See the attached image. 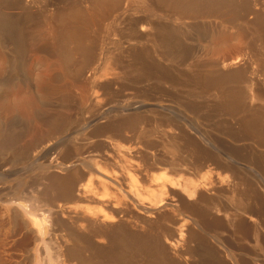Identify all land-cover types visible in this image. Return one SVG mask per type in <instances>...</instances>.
Masks as SVG:
<instances>
[{
	"label": "rangeland",
	"instance_id": "374dc122",
	"mask_svg": "<svg viewBox=\"0 0 264 264\" xmlns=\"http://www.w3.org/2000/svg\"><path fill=\"white\" fill-rule=\"evenodd\" d=\"M10 1L0 0V12L4 13L7 16L9 14V16L11 17L14 16V18L16 17L18 18L25 11L26 12L28 11V13L31 12L29 14L30 17L32 15V17L36 18V20L32 18L34 20L33 22L32 19H30V17H27L30 19L29 24L27 23V26L25 25L22 28V30H20V32H16L19 29H16V30L11 29L12 31L11 32L9 31L10 36L12 32H14L13 33L14 36L17 33H21L23 35L21 39V41H23L22 42L23 45L21 42L20 44L22 46L21 49L24 50V51L21 50L24 56H22L21 60L20 58L17 59L15 61V65L11 66L12 64L10 63V61H8L7 58L3 55V47L5 48L7 53H10L9 55L12 54V52L10 51H12L14 47L13 46L14 44H12L13 42L8 38L9 36H7V39H5L4 36H2V40L4 39L5 40L4 41L1 40L0 42V139L3 138L4 141H6L5 145L7 146L6 148L3 149V152H0V175L3 176L4 174L8 173L9 168L11 166L9 164L10 162L8 161L11 160L13 151L17 153L20 150H24L23 155L22 154L20 155L21 160L13 161L14 167L15 168L17 167V170L22 171V172L16 175H13L14 177L13 176L8 177L9 179L10 178L13 179L11 184L14 185L17 182L24 183V184L26 183L24 186L29 187L28 189L30 190L29 195H27V197L29 196L28 197L29 200L26 197H25L26 199H24L27 202L26 204H30L35 207H38L42 209V211L47 210L49 205L53 204L55 207V210L58 211L55 214H53L54 217L58 215L57 216L58 218L65 220L66 222H68V224L70 223L71 225V223H73L74 225L72 224V226L73 227L76 226L75 230L77 229L78 232L87 233L89 235L92 234V238H91L92 240L90 243L91 246H89L86 249V253H85L87 255H91L93 253L96 257L97 255L99 256V254L101 255V253L98 252L99 249L103 250L104 248V250H107L109 247L108 235L110 233L116 232L119 235V233L121 234L126 231H127L126 233H128L129 231V232H134L138 234L139 233L140 234L150 233L151 236H156L157 234V237L162 242H167L165 243L167 255H169L170 258L172 257V259H174L175 262L177 261L176 262L177 264H195V263L198 264L200 257L197 253L191 250L192 246L195 247L197 245L196 243H198V240L195 237H192L194 239L192 238L190 239L189 233H188L191 227H194L195 231H197L198 229V231L201 232L200 225L202 224L200 222V219L196 218V214L193 211L194 209L190 208L191 212L188 211L189 208L187 209L184 208L187 211L183 209L185 211V214L187 215L189 214V216L192 214L190 216L192 218H194L193 215L195 214V220L197 219L196 220L197 223H191L190 225L189 222L191 221L190 220L187 221L188 218L186 217V215L185 216L184 215H179V216L174 215L173 216V214L170 213L169 209H166V208H163V209L156 208L155 209L154 208L155 206H153V204L150 205L151 201L148 203V201L150 200L148 197H150L152 190L156 193L158 190H160L159 188L160 186L158 184L161 183L162 181L160 182L159 180L160 179L163 180L164 177L169 178V176H172L171 174L175 176L174 175L175 172L173 173L172 170L169 171L170 170L169 166H167L168 168L166 167L164 169L165 166L155 165L153 161L156 157H159V156L160 157L163 156V158H167V159H171V158L174 159V157L175 159L176 158L184 159L186 157L185 159L191 160V158L196 153L195 151L196 148L192 147V142L194 144L197 143L198 146L200 147H203L207 150L214 152L216 151V149L213 147V145L216 144L217 143L216 141L218 140L219 141L221 140L224 145H227V147L231 146V144L234 145V146H231L230 149L233 147V149L234 148L238 150L241 149V151L245 150L242 152L243 154H246V153L254 154L255 152L256 155L254 154V156L258 155L259 157L261 155V157L264 158V147H262L264 146V144L260 142L264 140L263 138L264 137V120L262 121V118L259 119V117H258V120H255V118L257 119V115L259 114L255 109L257 108L259 109L260 107L264 106V75H263L264 73L261 74V72H264L263 71L264 70L263 68L264 56H262L264 55V53H262L264 52V46H262L263 47L262 49L260 47L261 45L264 44L262 42L264 41V36H262L263 34H261L262 31L260 32L259 30V29H262L264 31L263 29L264 28L263 26L264 25V15H263L264 0H228L227 6H226L227 8L230 6L228 10L226 9L225 6L216 4V6L218 5L217 7L214 5L212 6V9L207 8V11L205 9L206 12L203 10V12L197 14V17L194 19H183V20L177 19L178 20L177 21L175 17L162 16L161 17L162 21L159 19V22L161 21L166 26L171 25L172 27H178L180 29L182 27V31H183V28L189 25L187 24L189 22L191 25L193 26L195 25L194 27L192 26V29H189V31L184 32L185 37H183V39L182 38L180 39L181 41L180 47L182 46L181 48L186 50L185 52H189V55L191 54L190 56L187 55L188 57L185 61V65L180 61H177V62L176 61L174 62L163 61L162 62V60H157V62L159 64L161 63L162 66L166 65V67L168 68L170 67L171 70L174 69L173 72H175L177 68H181V69H178L179 72L183 73L184 71H186L184 72L185 74L184 76L182 75L181 77L178 76L174 79V81L172 80L171 82L165 78H164L165 80L162 78H157L154 73H152V75L150 76V75H146L145 73H142V71L141 72L139 71V73L142 76H138L139 73L138 72H137L138 74L135 73L136 71L130 72L132 73L131 75L133 76L129 79V76H131L129 73V70L126 71L127 73H129V76H128L126 75L127 74L126 72L124 73L122 67L121 69L118 66L114 65L112 62L110 63V61L106 59L105 54H104L105 50L108 48L110 49L112 45L123 44L124 46H127V43H120L121 42L120 36H119L120 33L116 31V32H112L111 34L110 33L108 34V32L106 33V30L104 28L102 29L99 28L98 30V27L94 25L93 23L91 24V22L90 24L89 22L85 23L87 25L86 26L83 22H80L78 19L76 20V23L74 22L73 26L77 25L78 26V27L76 26V29H77L79 28L80 23H83L84 25L81 24V27L85 26L84 27L85 29H83L84 31L81 30L82 28L80 30L83 32V34L85 35L87 34L89 36L88 37L86 35L87 39L89 38L88 40L86 38L83 39L84 41L83 45L87 47L91 46L92 48L90 47L91 48L90 51H92V53L95 52L93 54H96V53L97 54L95 55L96 58L94 61L92 60L93 59L92 58L91 61L89 59L85 62V65H84L85 67H83L82 74L80 73L79 74L80 76L78 75L79 77H77L73 75V71L75 69L76 63L80 61L81 59L80 57L81 52L79 51L80 54L77 53L76 49H74L73 47L72 56H74L75 58L72 57L73 62L70 64H67L66 68H68L69 72L66 71L65 73L64 69L61 67L62 65H60L58 61H57L58 62L57 64L56 59L52 58L50 55L48 56L46 51L44 50L42 51V48L45 45L52 42V39L50 37V32L52 31V27L50 24L43 27L42 26L43 24H41L40 21L43 20L46 17V15L49 16V14H52L56 7L58 10L59 8L60 10H62L61 8H63V5L65 8L66 4H67L66 8L70 6L73 7V5H76L79 8L87 7V9L86 8L85 9L86 11H88V6L89 5L91 6V3L89 2V0L88 1L86 0L85 1L84 0L83 1L82 0H52L53 4H52V1L48 0L49 1V4L47 5L48 9H46V7L44 8L45 6L44 0H35L34 2H32L31 0H20V5L19 3L15 4L14 1H13L14 3L12 2V5H11ZM203 1L205 0H200L201 3H203ZM78 2L82 6H80ZM238 3L239 4L242 3L241 4L242 6H240ZM57 5L60 7H58ZM90 6H89V9H90ZM220 6L222 7L221 9H220ZM43 8L46 9L47 11L43 10ZM218 8L220 12L218 11ZM42 11L43 13H41ZM36 13L38 14L36 15ZM39 13H40V16L38 17ZM202 13H204V16H201ZM207 13H208V16H207ZM211 13H213V15ZM226 13H228V15ZM217 14H219V17ZM229 14L230 15L233 14V15L230 16ZM236 17L238 18V20ZM162 18H164L165 20ZM230 19L234 20L232 21L233 23L229 21ZM35 21H38V23H36ZM36 24H37V27L39 26L38 28H36ZM183 24L186 26L183 27L184 26ZM40 25L42 27H40ZM68 26H70V24ZM68 26L67 28H70ZM73 26L71 24V29ZM253 26H255L256 28ZM257 29H258V32L261 34L260 38H258L260 34L258 32H255ZM205 30L207 32H205ZM230 30H231V33H230ZM199 32L200 33L202 32L201 33V36L203 35L202 37L199 36L200 35ZM244 33L245 34L247 33L248 35L246 34V36H244L245 35ZM257 33L259 34L258 36H257ZM6 35H9V34L7 33ZM247 36H249L250 38ZM194 37H196L195 41H194ZM246 39H248L247 42H246ZM253 39L255 40L256 43L254 42ZM44 41H47V42H44ZM69 43H67V46L69 50H71L72 49L71 47L75 45H73L72 43L71 44ZM248 43H250L249 46H248ZM42 44L44 45L42 46ZM256 45H257V48H256ZM258 46L260 47L261 52L259 51ZM248 49L249 50L251 49V51L249 52ZM74 51L76 52V54H74ZM252 51H253L252 55L254 57L251 56L250 54ZM239 54H241L242 59L246 61L244 63L243 60H241L240 62L234 63L235 64L234 66V64H231V63L232 61H234L236 58L239 57ZM10 58L12 57L10 56ZM124 59L127 60V58H124ZM5 60H7L8 62ZM257 60L261 64H259ZM247 61H249V63L251 64H249ZM226 62H228L227 64H231L229 65L230 67L228 66L226 69L223 70L224 72H232L231 79L227 78L226 80L228 85L231 88V89L229 88L230 94L234 93L235 96L243 95V97L242 96L238 97L237 98L238 100H237L236 97L233 95V98H234V101H233V98L230 96L227 102V104L228 105L230 104V106H228V105H225L226 103H223L220 101L219 96L216 93V91L215 92L214 90L211 91L210 90L211 88H201V89L197 88V89H192L191 91H189L191 87H189L187 84L188 83L187 77L190 76L192 72L189 69L188 65L193 64V63H195L196 65L197 63H199L198 65L200 66H206V65L209 66L210 64L215 63L219 66V64L221 63L226 64ZM70 65L72 66V68ZM251 65H253L252 66L253 68H251ZM171 66L174 68H172ZM207 66L205 68H208ZM232 67L234 68L232 69ZM123 75L124 76L126 75V76L124 77ZM185 76H186V79L182 81V79L185 78ZM175 81L176 82L178 81V82L176 83ZM184 81H186V83ZM173 82L175 83L173 84ZM182 82L185 85L182 84ZM180 84H182L183 86H181ZM184 87L187 89H185ZM56 89H59V90H56ZM206 89H209V90L207 91ZM52 90L53 91L55 90V91L53 92ZM192 96H193V99H192ZM255 96L257 98L259 97V100H256L257 98ZM179 101H181V103ZM140 102L143 103L142 106L135 107L131 110H122L120 112L121 114L115 113V112L109 113L108 115L103 117V115L106 112H108L110 109L119 108L121 106L125 107L128 105L136 106ZM195 104H197V106H195ZM234 104H236L235 105L236 107L234 106ZM153 105H155V107ZM184 105L187 108H185ZM193 108L194 109L197 108V109L194 110ZM230 109L232 110L230 111ZM132 111H135L134 112L135 114L132 113V115H133V119L137 120L136 125H134L135 124L134 120H131L132 115L130 114ZM118 114H119V117H118ZM161 114L164 116L165 114L166 115L170 114V116L168 117H171V118L168 119V117H163ZM243 115L247 116L246 119L250 118L249 119L250 125H252L248 128L246 127L248 129L246 131L241 129L242 128L241 122L239 121V118ZM173 116H174V119L175 117H177L175 121L178 122L180 120L178 124L176 122V126L178 125L176 128L169 124V121L171 120L174 121ZM152 117H154L155 119ZM157 117L158 118L161 117L160 118L161 120H159ZM51 119L52 121H50ZM125 119L127 120L126 124H125V121H123ZM156 119L161 121L162 125H164L165 127L161 125V122L159 124V122ZM166 119H168V122ZM152 120H153V123H152ZM128 121L134 122V124L132 122L133 126L130 128H128V126H130L129 125L130 122L128 124ZM181 121H183L182 125H181ZM147 124L149 125L147 126ZM186 125H188L187 126L188 129L185 128ZM143 126L145 128L146 126L148 128L150 127L149 128L150 130L148 128H146L145 130ZM180 126L181 127L183 126L185 129L183 127L181 128ZM178 127L181 129H179ZM180 130L181 131L184 130V131L181 132ZM138 134H141V137ZM186 136L191 137L190 140L193 138L196 142L193 139L192 141H190L189 137H187L188 138L187 139ZM252 136L253 137L256 136V137L253 138ZM215 138L216 139L218 138V140L215 141ZM260 138L261 139L263 138V140H260ZM213 139L215 142V143L213 142L214 144L212 143ZM183 140H185V142L186 141L188 142H186L185 144ZM174 143L177 144L178 148L176 147ZM180 143H182L181 146H180ZM173 144L175 148L174 147L172 148ZM218 144L219 143H217L216 146L220 147V145ZM258 144L259 145L261 144V145L259 146ZM188 147L192 149L191 155L189 153L191 150H189L188 152V149H189ZM179 148H181L182 150ZM175 149L176 151L177 150L179 151L176 152ZM233 149L229 151L230 154L231 152L234 154ZM182 151H184V153ZM181 154L183 155V157ZM233 154H231L232 157L237 158V161H239L241 156L238 155L234 157L235 155ZM244 159L245 158H243V161H242V157H241L239 162L241 164L246 163L244 165H250V166L253 165L252 163H249L247 159H245V161ZM81 162H84V164H86L87 166L91 165L94 168L96 166V169L98 168L99 170L100 169L103 170L102 172H104L105 174L107 171L109 173L108 176L113 175L112 179H116L118 177L117 180L121 181V185H123V188H125L128 192L130 191V194L132 193L131 196L134 195L136 198L139 197L138 201L135 197H133L135 198L136 203L138 202L141 205V200H142L143 201L142 206H145V207L147 206L148 208H151L152 212L155 211V213L154 212L153 213L148 212L149 214L147 212L144 213L139 207H136V206L131 207V210H133L132 212L129 211L130 213L128 212V214L122 215V216L120 215L103 216L104 213L101 212L99 215L102 214L101 216L103 218L100 216L98 221L91 225V227H93L94 230L90 226H87L84 220L75 217L78 209H81L83 207H89L92 210L94 209L98 213L100 212L98 209H102V207H99V204L96 201L94 202L84 201L83 202V201H78V199L74 197L73 198L71 197L72 200L69 198L67 199L66 197L64 199L62 198L63 196L61 193V188L59 186L62 183L61 177H64L67 173L60 166L64 168L65 165H70V163H74V167L73 166L71 167L76 169L75 172H78V174L82 173L79 175L81 181H76L74 188L76 186L77 188L74 189V192L77 193V189L80 188L78 187L80 185L79 183L85 184V185L88 184V181H87L88 179L86 177L93 178L94 175L93 174L89 175V173H86L88 171H86L85 166L82 165ZM152 162L154 165L152 164ZM60 163H62V165H60ZM209 164L211 165V163H208V167L210 166ZM45 165L49 166L48 170L52 169L51 173L49 172V175L47 173L42 172V167ZM54 166L55 168H53ZM57 166H59L60 169L56 168ZM212 166L214 165H211L209 168V170L211 169L210 170L211 172L209 170H206L208 169V167L207 168L205 167V170L203 169L201 171L203 172L202 173L203 175H205L207 171L208 178L210 177L209 181H212L211 182L212 184L209 183V181L207 180L208 178H206L205 180V177L207 176L203 177V175H200L201 178L202 177L204 178L203 180H205V183L201 178H199L200 182H198L199 181L197 178L198 176L196 175L195 176L193 175L192 177L193 179H195V183L196 182L197 184L199 183L198 185L201 187L200 188L196 184L198 188L196 189V191H198V195L196 193H195L196 194L195 197L193 195L192 197V199L194 198L193 201H195V198H197L196 201L198 200L200 203L202 200H200L199 194L200 193L201 195L204 194L205 195L204 197L206 198H204L203 202L200 203V205H203V203H205L204 205H207L208 211L210 212L212 211L211 214L210 212H208L211 215L209 216L208 214V217L210 219L209 221H211L209 222L210 226L208 225V227H205V226L202 227L204 230L208 229L206 232H204L205 237L206 238L208 237V240L205 238V244L207 243L206 246L209 247L210 249L212 248L213 251H215L214 253L216 255V258H218V260H220L222 263L225 262L226 264H236L237 262V264H246V263L247 264H251V263L252 264H255V263L264 264V255H263L264 253L261 255V253L264 252V249H262L264 247V241H263L264 237H261V235H264L261 230L263 228V231H264V223L262 222L264 221V216H263L264 215L263 213L264 204L260 205L261 208L263 207L262 209L260 208V211H258L257 209L255 210L253 209L255 212H253L252 215L251 213L250 215L247 213V215L241 214L240 217L238 216L239 218H237L236 219L237 221H235V223L238 222V224L236 223L238 226L233 224L234 223L233 220L235 219L233 220L232 218L230 219L228 215L226 216V212L222 210H224L223 207L227 208L230 206V204L227 205L224 194L227 195V192L228 193L231 192L230 190H232L234 187L233 183H235L236 181H234V179H233L234 181L233 183L232 181H229L233 178V175L231 172L227 171L226 173V171H220V170L216 171V169L218 170V168H216L215 166L214 167ZM80 169L82 170L80 171ZM181 173H183V171ZM183 174H184L183 176L187 175L192 180L189 173L185 174L184 172ZM52 175H55L57 177L56 179H54L56 180L55 181L56 183L49 181V177H51ZM98 175L99 174H97V177ZM181 175L180 177H182ZM4 176L6 177V175ZM160 176H164V177H160ZM177 176L179 175H176V177ZM191 176H192V173H191ZM226 176L227 177L230 176L228 177L229 180L227 179ZM180 177H177V179L178 178L180 179ZM188 177H185V178L188 179ZM171 178H173V180L175 179V177H170V179ZM153 179L158 181V183ZM57 181L58 182L61 181V182L58 184ZM200 183H203L206 186H208L207 187L208 189L205 188V185L203 186ZM227 184L228 185L230 184V185L228 186ZM232 184L233 186H231ZM90 185H92V183ZM255 185H254L255 189H258L256 190L257 193L259 192L258 194L261 196L264 192L263 190L264 186L259 185V184L258 185L255 184ZM92 186L93 187L95 186L94 190H96L95 191L96 194L98 193L97 194L98 196L97 195L96 196L99 197L100 199L105 198L104 196L106 192H109L110 194L113 195L114 194L113 192L115 191L114 189L109 188L106 190V192H104L103 187H101V185L99 186V184L97 185L96 183L95 184L93 183ZM169 186H173V185H168L167 188L164 187L166 188L164 190L167 192L166 195L163 194L162 196L164 198V202L178 205L179 204V200L177 199L178 196L174 193L172 194V189H174L173 192L176 189L177 190L179 189V192H181L182 187H180L181 185L177 186L176 183H175V186H173V188H169ZM111 187L114 188L113 185H111ZM222 187L223 189L230 187V188H227L230 192L227 189L225 190L226 192L223 191ZM52 188L54 189V191L56 190L55 191L56 194L59 192L58 193L59 195H56ZM55 188H58V189H55ZM168 188L170 189V191H167ZM259 188L262 189L263 192ZM177 190L176 192L178 193ZM190 192L191 191L189 190V193ZM222 192L224 193L223 196H222ZM186 193L188 192L185 191V194ZM189 193L186 194L185 196L187 197ZM53 194L54 196H52ZM179 194H182L184 196L183 191L182 193H179ZM214 196H216L215 197L216 202L213 199ZM55 197L58 200H55ZM58 197L61 198V200ZM260 198H262V202L264 203L263 201L264 195H262V197ZM207 199L208 201L211 200V204L208 203V201H206L207 203L205 202V200ZM220 199L222 202L220 201ZM198 201L196 202L197 205H198ZM212 201L215 203V206ZM216 203H217V208L219 207L218 209L216 208ZM57 206L58 207L60 206L59 207L60 209ZM74 207H75V210H74ZM213 208L215 209L213 210ZM215 210H219L220 212L215 211ZM221 211L224 213V215H222L223 213ZM160 213L161 214L163 213L162 214L163 216ZM174 213L176 214V212ZM165 214H170L172 221L168 219L169 217L166 216ZM216 215L218 217H216ZM224 216L227 217L228 220L225 219ZM242 216H244V218H242ZM247 216H250V217H247ZM162 217H166L167 219L164 218L166 220L163 219L162 220L163 222H162L160 220L162 219ZM176 217H179L178 218L179 221H180V218L181 219L183 218L184 220L183 223L187 225V227L185 226L184 230L181 231L183 233L182 236L180 234L177 235V233L180 232L178 231L180 230L178 228L181 226L180 222L182 220L178 222V219ZM211 217L212 219L214 218L213 221ZM157 218H159L158 222H157ZM216 218L217 219L219 218L220 221L222 220V223L220 222L221 224L214 225L215 223H219V221L214 222L216 221L215 220ZM254 218L257 221V222L255 221V223L253 220ZM167 220H169V223L170 221L171 222L175 221V223L178 222V225L180 226H177V223L176 224L172 223L176 225L174 228L172 224L170 226L168 222L166 223ZM160 222H162L161 225L157 226L156 224ZM228 222L229 223L232 222V224L230 223L229 224L230 226H229L227 225ZM211 223L215 227L211 226ZM249 223L252 224L251 227ZM260 223L262 226H258L260 225ZM166 224L168 228L171 227L169 229L170 234L171 233L173 234L172 230L175 231L174 232L175 235L171 234L170 237L168 233H164L170 239H168V237H165L163 232L160 233V231H162L160 227L166 226ZM197 224L200 227L198 226L196 227ZM239 224L240 226H243V229L242 227H239ZM118 225H120L118 227L120 229L119 230L120 232H118V228H117ZM216 226H217V229H216ZM120 227L122 228V230ZM211 227L214 229H212ZM258 228H260L261 231ZM257 230L259 231L257 232ZM198 231H197V234H198ZM244 231L246 233L248 232V235L244 233ZM249 231L251 232V234L249 233ZM54 233H55V238L62 245V249H64L66 246H69L72 243L71 238L67 236V233L64 229L63 230L58 229ZM93 233H95V235L97 236H95ZM153 233H155V235ZM252 233L255 234L253 235L254 237L251 236ZM160 235L162 236L160 237ZM179 235L180 237H182L181 239L183 240L180 239ZM256 235L258 236L256 237ZM186 236L189 238H187ZM255 237H256V240H255ZM23 238H26L23 235V232L12 231L10 229V225L8 223V218H7V211L5 210V206L0 202V256L7 259L8 264H23L25 262V254H24L25 248L23 249L22 244H21ZM188 240H192V241H188ZM256 242H259V244L258 243L256 244ZM174 243L176 244L175 247H174ZM167 244H169V246ZM189 245L191 246L189 248L190 250L187 249L188 251L185 253L186 248ZM256 245L261 246L260 247L261 249L259 247H256ZM54 246L55 245H52L51 252L55 251ZM90 248L93 250L91 251ZM229 255H232V256H229ZM237 257L240 259H243V261H239ZM253 258L254 259L257 258L258 261L257 259L254 260ZM137 264H142V263L138 261Z\"/></svg>",
	"mask_w": 264,
	"mask_h": 264
},
{
	"label": "bare ground",
	"instance_id": "6f19581e",
	"mask_svg": "<svg viewBox=\"0 0 264 264\" xmlns=\"http://www.w3.org/2000/svg\"><path fill=\"white\" fill-rule=\"evenodd\" d=\"M6 1H10V0H6ZM15 2V4L19 3L20 5V0H11V5H12V2ZM32 2H34L35 0H31ZM45 1V6L44 8L46 7V9H48L47 5L49 4V1L48 0H44ZM43 1V3H44ZM52 1V0H50ZM83 1V0H82ZM85 1V0H84ZM88 1V0H86ZM227 1L228 0H205L203 1V3L200 2V0H89V2L91 3V6H90V9H89V6H88V11H86L87 7H83V8H79L77 7L76 5H73L66 8L67 7V4H66V7L64 8V5H63V8H61L62 10H59L57 9V7L55 8L54 12L52 14H49V16L46 15V17L40 21L41 24H43L42 26L45 27L46 25H51L52 27V31L50 32V37L52 39V42L45 45L43 48H42V51H46L48 56L50 55L52 58L56 59V62L58 61L60 65H62L61 67L64 69V72L66 73L69 72L68 71V68L67 67V64H70L72 63V52H73V47L74 49H76V52L79 53V51L81 52V59L80 61H78L75 65V69L73 71V75L74 76H77L79 77L80 73L82 74V70H83V67H85V62L87 60L91 59L94 61L95 58H96V54H93L95 52L92 53V51H90L91 48L83 45V39L86 38V35L83 34V32L81 30L85 29L84 27H81V24L84 25L85 23L91 22V24L93 23L94 25H96L98 27V30L99 28L102 29L104 28L106 30V33L108 32V34L112 33V32H116L118 31L120 33V40L121 42L120 43H127V46H124L123 44H115V45H112L110 47V49H106L104 54H105V57L106 59H108L110 61V63L112 62L114 65L118 66L119 68H123V71L124 73L129 70V73L132 72V71H136L135 73H139V71L142 73H145L146 75H152V73H154L156 75L157 78H162V79H168L170 82L180 76H184V71L183 73L182 72H179L178 69H181V68H177V72H173L174 69L171 70V68L169 69L168 67H166V65L162 66V64L160 65L157 60H162L163 61H168V62H174V61H180L182 62L184 65H185V61L187 59L189 55V52H185L186 50L182 49L180 47V39L183 37H185V33L184 32H187L189 31V29H192V26L189 23V25H187V27H185L186 25H184L183 27V31H182V27L181 29L178 28V27H172L171 25L169 26H166L165 24H163L161 21V17L162 16H172V17H175L176 20L179 19V20H183V19H194L197 17V14L203 12V10L207 11V8H211L212 9V6H216V4L218 5H221V6H227ZM9 2V3H10ZM13 2V3H14ZM80 2V1H79ZM78 2V3H79ZM238 2V1H236ZM241 2V1H240ZM243 2V1H242ZM254 2V1H253ZM230 3V2H229ZM52 4H53V1H52ZM58 4V2H57ZM74 4V3H73ZM83 4V3H82ZM226 4V5H225ZM231 4V3H230ZM229 4V5H230ZM239 4V3H238ZM242 4V3H241ZM241 4H239L240 6H242ZM55 5V3H54ZM53 5V6H54ZM69 5V4H68ZM71 5V4H70ZM80 5V3H79ZM85 5V4H84ZM217 5V6H218ZM58 6V5H57ZM82 6V5H80ZM211 6V7H210ZM216 6V7H217ZM220 6V9L222 8ZM23 7V6H22ZM43 7V6H42ZM60 7V6H58ZM224 7V9H225ZM230 7V6H229ZM229 7L226 9L228 10ZM244 7V6H243ZM43 10H46L44 9ZM51 8V7H50ZM86 8V9H85ZM214 8V7H213ZM232 8V6H231ZM23 9V8H22ZM26 9V8H25ZM52 9V8H51ZM57 9V10H56ZM85 11H84V10ZM242 9V8H241ZM240 9V10H241ZM209 10V9H208ZM216 10V9H215ZM234 10V9H233ZM25 11V10H24ZM40 11V10H39ZM47 11V10H46ZM45 11V12H46ZM49 11V10H48ZM52 11V10H50ZM205 11V12H206ZM210 11V10H209ZM214 11V10H213ZM217 11V10H216ZM218 11L220 12L219 8H218ZM23 12V11H22ZM228 12V11H227ZM230 12V11H229ZM242 12V11H241ZM31 13V12H30ZM30 13H28V11L24 12L21 16H19L18 18H14L7 15H5L4 13L0 12V42L2 40V36H4L5 39H7V36H9L8 38L13 42L12 44H14L13 46V49L12 51V54L9 55L10 53H7V51L5 50V48L3 47V55L7 58L8 61H10V63L12 64L11 66L15 65V61L17 59L22 58L23 55V52L21 50V44L20 42L22 43L23 41H21L22 39V34L21 33H17L15 36H14V32H12L11 36H10V33L9 31L11 32L12 30L11 29H19L17 30L16 32H20V30H22V28L26 25L27 26V23L29 24V21L30 19H34L36 20V18L30 17ZM43 13V11L41 12ZM259 13V12H258ZM38 13H36L37 15ZM213 15V13H211ZM216 14V13H215ZM214 14V15H215ZM220 14V13H219ZM219 14L218 17H219ZM222 14V13H221ZM228 15V13H226ZM260 14V13H259ZM43 15V14H42ZM216 15V16H217ZM226 15V16H227ZM230 15V14H229ZM233 15V14H231ZM230 15V16H231ZM263 15H264V12H263ZM35 16V15H34ZM40 16V13L38 15V17ZM201 16H204V13L201 14ZM207 16H208V13H207ZM225 16V15H224ZM229 16V17H230ZM27 17H30L27 18ZM234 17V16H233ZM238 17V16H237ZM236 17V18H237ZM258 17V15H257ZM222 18V17H221ZM224 18V17H223ZM243 18V17H242ZM263 18V17H262ZM32 19V21L34 22V20ZM79 20L80 22H83V23H80V26L79 28L76 29V26H73L74 25V22L76 23V20ZM159 19L161 20L160 23L159 22ZM164 19V18H162ZM227 19V18H226ZM240 19V18H239ZM82 20V21H81ZM165 20V19H164ZM238 20V18H237ZM31 21V23H32ZM78 21V22H79ZM178 21V20H177ZM229 21H234L232 19H230ZM236 21V20H235ZM260 21V20H259ZM36 23H38V21H35ZM238 22V21H237ZM236 22V23H237ZM165 23V21H164ZM199 23V22H198ZM203 23V22H202ZM233 23V22H232ZM253 23V22H252ZM70 24V26H68ZM71 24H72V29H71ZM79 24V23H78ZM168 24V23H167ZM194 24V23H192ZM238 24V23H237ZM263 24V23H262ZM86 25V24H85ZM200 25V24H199ZM204 25V24H203ZM202 25V26H203ZM40 25V27H42ZM70 27V28H67ZM87 26V25H86ZM195 26V25H194ZM193 26V27H194ZM233 26V25H232ZM251 26V24H250ZM264 26V25H263ZM39 27V26H38ZM37 27V24H36V28ZM78 27V26H77ZM201 27V26H200ZM210 27V26H208ZM234 27V26H233ZM248 27V26H247ZM255 27V26H253ZM258 27V26H257ZM262 27V26H261ZM74 28V29H73ZM82 28V29H81ZM94 28V27H93ZM239 28V27H238ZM256 28V27H255ZM263 28V27H262ZM49 29V28H48ZM51 29V28H50ZM81 29V30H80ZM254 29V28H252ZM264 29V28H263ZM40 30V29H39ZM47 30V29H46ZM261 34H263L262 36H264V31L262 29H259ZM84 31V30H83ZM220 31V30H219ZM240 31V30H239ZM255 31V30H254ZM196 32V31H195ZM205 32H207L205 30ZM204 32V34H205ZM226 32V31H225ZM255 32H258V29L255 31ZM9 34V35H6V34ZM49 33V32H47ZM200 33V32H199ZM202 33V32H201ZM201 33L199 36H201ZM223 33V32H222ZM230 33H231V30H230ZM259 33V32H258ZM257 33V36L260 34ZM115 34V33H114ZM118 34V33H117ZM192 34V33H191ZM198 34V33H197ZM214 34V33H213ZM229 34V33H228ZM245 34V33H244ZM247 34V33H246ZM246 34L244 36H246ZM256 34V33H255ZM261 34L259 35L258 38L261 37ZM6 35V36H5ZM196 35V34H195ZM248 35V34H247ZM88 36V35H87ZM98 36V35H97ZM194 36V35H193ZM191 36V37H193ZM197 36V35H196ZM198 36V37H199ZM203 36V35H202ZM201 36V37H202ZM205 36V35H204ZM225 36V35H224ZM228 36V35H227ZM256 36V37H257ZM89 37V36H88ZM188 37V36H187ZM190 37V36H189ZM230 37V36H229ZM243 37V36H242ZM249 37V36H247ZM196 37H194V41L196 40L195 39ZM250 38V37H249ZM4 39V40H5ZM89 39V38H88ZM87 39V40H88ZM97 39V38H96ZM229 39V38H228ZM252 39V38H251ZM2 40V41H4ZM187 40V39H186ZM189 40V39H188ZM254 40V39H253ZM260 40V39H259ZM51 41V40H50ZM70 41V43H69ZM72 41V42H71ZM86 41V40H85ZM92 41V39H91ZM113 41V40H112ZM248 41V39H246V42ZM44 42H47V41H44ZM43 42V43H44ZM75 44H74V43ZM87 42V41H86ZM89 42V41H88ZM186 42V41H185ZM191 42V41H190ZM189 42V43H190ZM245 42V43H246ZM255 42V40H254ZM264 43V41H262ZM67 43L69 44H73L75 46H72L71 50H69L68 46H67ZM90 43V42H89ZM113 43V42H111ZM256 43V42H255ZM262 43V44H263ZM188 44V43H187ZM192 44V43H191ZM250 43H248V46H249ZM23 45V43H22ZM44 44H42L43 46ZM93 45V44H92ZM94 46V45H93ZM185 46V45H183ZM193 46V45H192ZM244 46V44H243ZM242 46V48H243ZM261 45V49L263 48ZM70 47V45H69ZM247 47V46H246ZM259 47V46H258ZM260 47H259V51H260ZM24 48V47H23ZM40 48V47H38ZM95 48V47H94ZM256 48H257V45H256ZM187 49V48H186ZM246 49V48H245ZM11 50V48H10ZM39 50V49H38ZM78 50V51H77ZM244 50V49H243ZM242 50V51H243ZM256 50V49H255ZM24 51V50H23ZM248 51L250 52L251 49ZM76 52L74 51V54H76ZM261 52V51H260ZM188 53V54H187ZM253 51L250 53L251 56L252 55ZM264 53V52H262ZM80 54V53H79ZM245 54V53H244ZM188 55V56H187ZM10 56L12 58H10ZM95 56V57H94ZM194 56V55H193ZM241 56V58H240ZM264 56V55H262ZM50 57V58H51ZM244 57V56H243ZM246 57V56H245ZM254 57V56H253ZM252 57V58H253ZM75 58V57H74ZM73 58V59H74ZM124 58H127V60H125ZM77 59V60H79ZM255 59V58H254ZM5 60V61H7ZM75 60V59H74ZM242 59V55L239 54V57L236 58L234 61H232L231 64H234V63H237V62H240ZM248 60V59H247ZM7 61V62H8ZM125 61V62H124ZM193 61V60H192ZM246 61V60H245ZM245 61L243 60V62L245 63ZM260 61V60H259ZM264 61V60H263ZM53 62V61H52ZM57 62V64H58ZM76 62V61H75ZM208 62V61H207ZM249 63V61H247ZM258 62V60H257ZM201 63V62H200ZM228 62H226V64L224 63H221L219 64V66L215 63H212L210 64L209 66H207L208 68H205L206 66H200L198 65L199 63H197L195 65V63L193 64H190L188 65L189 69L191 70V75L187 77V81H188V86L191 87V89L189 91H191L192 89H197V88H211L210 90H214V92L216 91V93L218 94L219 96V99L221 102L223 103H226L225 105H228L227 102H228V98H230V96L233 98V95L234 93L230 94V86L228 85L227 83V78H230L231 79V73L232 72H224L223 70L226 69L229 65L231 64H227ZM230 63V61H229ZM253 63V61H252ZM259 64H261L260 62H258ZM264 63V62H263ZM262 63V64H263ZM74 64V63H73ZM111 64V65H113ZM177 64V63H176ZM174 64V65H176ZM251 64V63H249ZM21 65V64H20ZM59 65V66H60ZM72 65V64H71ZM70 65V66H71ZM221 65V66H220ZM254 65V64H253ZM251 65V68H253ZM264 65V64H263ZM69 66V68H70ZM235 66V64H234ZM243 66V65H242ZM21 67V66H20ZM172 67V66H171ZM187 67V68H188ZM230 67V66H229ZM260 67V66H259ZM72 68V66H71ZM118 68V69H119ZM121 68V69H122ZM174 68V67H172ZM176 68V67H175ZM234 67H232L233 69ZM256 68V66H255ZM264 68V66H263ZM116 69V67H115ZM120 69V70H121ZM186 69V68H185ZM230 69V68H229ZM237 69V68H236ZM70 70V69H69ZM238 70V69H237ZM240 70V69H239ZM122 71V70H121ZM188 71V70H187ZM242 71V70H241ZM240 71V72H241ZM264 71V70H263ZM120 72V71H119ZM239 72V71H237ZM236 72V73H237ZM122 73V72H121ZM127 73V72H126ZM129 73H127L126 75L129 76ZM137 73V74H138ZM258 73V72H257ZM264 73V72H261V74ZM117 74V73H116ZM132 73H130L131 75ZM136 74V76H137ZM144 74V75H145ZM188 74V73H187ZM186 74V75H187ZM79 75V76H78ZM125 75V76H126ZM239 75V73H238ZM264 75V74H263ZM124 76V75H123ZM124 76V77H125ZM127 76V77H128ZM133 75L129 76V79L132 77ZM138 76H142L140 73L138 74ZM126 77V78H127ZM135 77V76H134ZM238 77V76H237ZM123 78V77H122ZM137 78V77H136ZM141 78V77H140ZM183 78V77H182ZM59 79V78H58ZM144 79V78H143ZM164 79V80H165ZM186 79V76L185 78L182 79L185 80ZM137 80V79H136ZM167 80V81H168ZM237 80V79H236ZM131 81V80H130ZM134 81V80H133ZM127 82V81H126ZM176 82V81H175ZM173 82V84L175 83ZM178 82V81H177ZM176 82V83H177ZM186 83V81H184ZM180 83V82H179ZM165 84V83H164ZM172 84V85H173ZM182 84H184L182 82ZM182 84H180L181 86H183ZM179 85V84H178ZM185 85V84H184ZM132 86V85H131ZM170 86V85H169ZM187 86V85H186ZM143 87V86H142ZM167 87V86H166ZM171 88V87H170ZM185 88V87H184ZM230 88V89H229ZM173 89V88H172ZM187 89V88H185ZM234 89V88H233ZM56 90H59V89H56ZM68 90V89H67ZM207 91L209 89H206ZM239 90V89H238ZM53 91V90H52ZM55 91V90H54ZM53 91V92H54ZM171 91V90H169ZM57 92V91H56ZM65 92V91H64ZM234 92V90H233ZM238 92V91H237ZM235 92V93H237ZM52 93V92H51ZM194 93V92H193ZM197 93V92H196ZM215 93V95H216ZM240 93V91H239ZM184 94V93H183ZM242 94V93H241ZM263 94V93H262ZM211 95V94H209ZM237 95V94H236ZM240 95V94H239ZM254 95V94H253ZM252 95V96H253ZM197 96V95H196ZM214 96V94H213ZM235 96V95H234ZM243 97V95H240V96H235L236 99L238 97ZM184 97V96H183ZM200 97V96H199ZM217 97V96H216ZM256 97V96H255ZM254 97V98H255ZM176 98V97H175ZM179 98V97H177ZM189 98V97H188ZM231 98V100H232ZM245 98V97H244ZM252 98V97H250ZM257 98V97H256ZM255 98V99H256ZM192 99H193V96H192ZM198 99V98H197ZM240 99V98H239ZM243 99V98H242ZM176 100V99H174ZM180 100V99H179ZM190 100V99H189ZM238 100V99H237ZM241 100V99H240ZM251 100V99H250ZM256 100H259V97L256 99ZM65 101V100H64ZM63 101V103H64ZM143 101V100H142ZM173 101V100H172ZM178 101V99H177ZM216 101V100H215ZM233 101H234V98H233ZM236 101V100H235ZM243 101V100H242ZM144 102V101H143ZM175 102V101H174ZM181 103V101H179ZM178 102V103H179ZM193 102V101H191ZM217 102V101H216ZM241 102V101H240ZM239 102V104H240ZM261 102V101H260ZM179 103V104H180ZM231 103V102H229ZM194 104V103H193ZM200 104V103H198ZM237 104V103H236ZM234 104V106L236 105ZM238 104V106H239ZM263 104V103H262ZM143 103L140 102L138 105L136 106H121L119 108H115V109H110L108 112H106L104 116L108 115L109 113H119L121 114L120 112L122 110H131L135 107H139V106H142ZM178 105V104H177ZM182 105V104H181ZM180 105V106H181ZM204 105V104H203ZM224 105V104H223ZM155 107V105H153ZM179 106V105H178ZM195 106H197V104H195ZM230 106V104L228 105ZM237 106V107H238ZM162 107V106H161ZM185 108H187L185 105H184ZM236 107V106H235ZM191 108V107H190ZM224 108V107H223ZM229 108V107H228ZM232 108V107H231ZM194 109V108H193ZM192 109V110H193ZM197 108H195L194 110H196ZM189 110V109H187ZM232 109H230L231 111ZM259 114L257 115V119L255 118V120H258V117L259 119L262 118V121L264 120V106L260 107L259 109H255ZM236 111V110H235ZM135 111H132L130 115L135 114L134 113ZM199 112V110H198ZM203 112V111H202ZM191 113V112H190ZM195 113V112H193ZM119 114H118V117H119ZM137 114V113H136ZM102 115V114H101ZM154 115V114H153ZM162 115V114H161ZM249 115V114H248ZM135 116V115H134ZM156 116V115H155ZM154 116V117H155ZM163 117H168L170 116L169 115H162ZM161 116V117H162ZM251 116V114H250ZM254 116V114H253ZM132 119L131 120H134L133 119V115L131 116ZM137 117V115H136ZM152 117V118H154ZM160 117V118H161ZM247 116H241L239 118V121L241 122V129L243 130H248L247 128L252 126L250 125V118H247ZM135 118V117H134ZM158 118V117H157ZM160 118H158L159 120H161ZM171 118V117H168V119ZM177 117H175L176 119ZM56 119V118H55ZM54 119V120H55ZM123 119V118H122ZM136 119V118H135ZM155 119V118H154ZM158 119H156L159 124L161 121H159ZM165 119V118H164ZM162 119V120H164ZM168 119L167 122H168ZM173 119H174V116H173ZM174 121L171 120L169 121V124L174 126L175 128L178 126H176V122L177 121ZM141 120V119H139ZM52 121V119L50 120ZM57 121V120H56ZM59 121V120H58ZM125 121V124L127 122V120H123ZM137 120H134L133 124L136 125ZM180 121V120H179ZM178 121V122H179ZM238 121V120H237ZM121 122V121H120ZM130 122V124H129ZM132 122L131 121H128V124L130 126H128V128L132 127ZM141 122V121H140ZM150 122V121H149ZM177 122V124H178ZM152 123H153V120H152ZM155 123V122H154ZM117 124V123H116ZM158 124V126H159ZM183 124V121H181V125ZM140 125V124H139ZM149 124H147L148 126ZM151 125V124H150ZM156 125V124H155ZM161 125H162V122H161ZM256 125V124H255ZM58 126V124H57ZM121 126V125H120ZM146 126V128H148ZM152 126V125H151ZM154 126V125H153ZM164 126V125H162ZM188 125H186L185 128L188 129L187 127ZM254 126V125H253ZM55 127V126H54ZM122 127V126H121ZM127 127V126H126ZM135 127V126H134ZM133 127V128H134ZM144 127V126H143ZM161 127V126H160ZM165 127V126H164ZM181 127V126H180ZM183 127V126H182ZM181 127V128H182ZM247 127V128H246ZM124 128V127H123ZM145 128V127H144ZM145 128V130H146ZM150 128V127H149ZM148 128V129H149ZM156 128V127H155ZM167 128V127H166ZM170 128V127H169ZM179 128V127H178ZM179 128V129H181ZM184 128V127H183ZM184 128V129H185ZM135 129V128H134ZM147 129V130H148ZM116 130V128H115ZM114 130V132H115ZM120 130V129H119ZM150 130V129H149ZM227 130V129H226ZM235 130V129H234ZM239 130V128H238ZM261 130V129H260ZM137 131V130H136ZM181 131V130H180ZM184 131V130H183ZM181 131V132H183ZM263 131V130H262ZM143 132V130H142ZM148 132V131H147ZM233 132V131H232ZM235 132V131H234ZM237 132V131H236ZM249 132V131H248ZM255 132V131H254ZM139 133V132H138ZM146 133V131H145ZM244 133V131H243ZM187 134V133H186ZM202 134V133H200ZM230 134V133H229ZM234 134V133H233ZM140 137H141V134H138ZM121 136V135H120ZM133 136V135H132ZM181 136V135H180ZM185 136V135H184ZM203 136V135H202ZM236 136V135H235ZM139 137V138H140ZM146 137V136H145ZM189 137V136H186V138ZM253 137V136H252ZM256 137V136H255ZM253 137V138H255ZM144 138V137H143ZM191 137H189V140H190ZM234 138V137H233ZM236 138V137H235ZM252 138V139H253ZM264 138V137H263ZM263 138L260 140H263ZM188 139V138H187ZM185 139V140H187ZM193 139V138H192ZM192 139L190 141H192ZM201 139V138H200ZM205 139V138H204ZM257 139V138H256ZM144 140V139H143ZM147 140V139H146ZM145 140V141H146ZM185 140H183L185 142ZM194 140V139H193ZM206 140V139H205ZM218 140V138L216 139L215 138V141ZM149 141V140H148ZM151 141V140H150ZM169 141V140H168ZM171 141V140H170ZM177 141V140H176ZM195 141V140H194ZM209 141V139H208ZM212 141V140H210ZM183 142V143H184ZM188 142V141H186ZM185 142V144H186ZM196 142V141H195ZM207 142V141H206ZM214 142V139L212 141V143ZM217 143H219L218 145H220V147L216 146V144H212L213 147L216 149V151H210V150H207L203 147H200L198 146L197 143H193L192 142V147H195V155H194L191 160H188V159H178L174 157L171 158V159H167V158H163L162 157H156L154 159V164L155 165H162V166H165L164 169L169 166L170 170L169 171H173V173L175 172V176H173V174H171L172 176H169V178H166L164 176H160V177H164L163 181L162 179H160L159 181L161 183H159L158 185L160 186V190L156 192H154L152 190V193L150 195V197H148L150 200L148 201V203L150 202L153 206H155L154 208H158V209H163V208H166V209H169L170 210V213L174 215H186V217L188 218V220H190L191 223H197L196 220H195V214H196V218H199L200 219V222L201 224L203 225H200L198 226V224L196 225V227H200L199 229L201 230V232L198 231V234H197V231L194 230V227H191V229L193 230H189L188 233H189V237L190 239L192 237H195L197 240H198V243H196L197 245L194 247L192 246V249L193 252L197 253L200 257V260L198 261V264H226L225 262H221L220 260H218V258H216V255H215V251H213V249L211 250L209 247L206 246L205 244V233L208 229L204 230L202 227H208L209 225V217H208V208H207V205H204L205 203H203V205H200V203L203 202L204 197L205 195L201 193L199 194L200 195V200H202L200 203L198 201V205H197V201L195 198V201L194 198L192 199L193 195L195 197V195L197 194L198 195V191H196L197 188V182L195 183V179H193V175L195 176H198V180L200 177V175H203L201 172L203 169L205 170V167L207 168L208 167V163H211V165H214L216 168H218V170L216 169V171H227L228 172H231L232 175H233V178L231 180L228 179V177L230 176H226L227 179L229 181H232V183L234 181H236L234 184V187L232 190H228L227 188H230V187H227L226 189L230 192L228 193L227 192V195L224 194L222 192V196L223 194L225 195V201L227 202V205L230 204L229 207H223L224 210L222 211H225L226 212V216L228 215L229 218L234 221L233 224H235L236 226H238V222L235 223V221H237L236 219L239 218L241 216V214H246L247 213L250 215L253 214V212H255L254 210L257 209L258 211H260V205H263L264 203L262 202V195H264V192L262 189H260L263 194L260 196L256 190L258 189H255V184H259V185H263L264 186V158L261 157V155L258 157L257 156H254V154H249V153H246V154H243L242 152L245 151H241V149H236L233 147L231 149H233V152L234 154L231 152V154L235 155L234 157L240 155L242 157V161H243V158L247 159L249 161V163H252L251 165L253 166H250V165H244V164H241L239 161L241 159H239V161H237V158H233L232 155L230 154V147L231 146H234L231 144V146L227 147V145H224L223 142L220 140L216 141ZM233 142V141H232ZM264 144V140L263 141H260ZM6 141H4L3 138L0 139V152H3V149L6 148L7 146L5 145ZM151 143V142H150ZM149 143V144H150ZM168 143V142H167ZM171 143V142H170ZM210 143V142H209ZM208 143V144H209ZM225 143V141H224ZM228 143V142H226ZM254 143V142H253ZM175 144V143H174ZM172 146V148L175 146ZM182 143H180V146H181ZM188 144V143H187ZM197 144V145H196ZM210 144V145H211ZM165 145V144H164ZM176 147H177V144H175ZM211 145V146H212ZM229 145V144H228ZM259 145V144H258ZM261 145V144H260ZM259 145V146H260ZM166 146V145H165ZM179 146V147H180ZM191 146V145H189ZM168 147V146H167ZM170 147V145H169ZM264 147V146H262ZM178 148V147H177ZM176 148V149H177ZM189 148V147H188ZM171 149V148H170ZM175 149V151H176ZM181 149V148H179ZM185 149V148H183ZM193 149V150H194ZM213 149V148H212ZM257 149V148H255ZM15 150V149H14ZM17 150V149H16ZM174 150V149H173ZM182 150V149H181ZM189 150H191L189 152ZM70 151V150H69ZM170 151V150H169ZM179 151V150H177ZM176 151V152H177ZM184 153V151H182ZM187 152V151H185ZM188 152L192 153V149H188ZM257 152V151H256ZM262 152V151H261ZM24 153V150H20L19 152H15L13 151V155H12V158L10 161L9 164L11 165L10 168H9V171L8 173L4 174L6 175V177L3 175H0V202L5 206V210L7 211V218H8V223L10 225V229L12 231H21L23 232V235L26 237V238H23L21 244H22V247L23 249L25 250L24 254H25V262L23 264H137V262H141L142 264H177L174 259H172V257L170 258L169 255H167V251H166V244L167 242H162L158 237H157V234L156 236H151L150 233L149 234H138V233H134V232H129L126 233H119V235L115 232V233H110L108 235V238H109V247L107 250H101L99 249V253H101V255L99 254V256L95 257V255L92 253L91 255H87L85 254L86 253V249L91 246L90 243H91V238H92V234L89 235L87 233H81V232H78L77 229L75 230L76 226L73 227L71 223L68 224V222H66L65 220H62L60 218H55L53 216V214H55L56 212H58L57 210H55V207L53 204H48L49 207L47 208V210H43L38 208V207H35L33 205H30V204H26V200L24 199H28L29 200V196L27 197V195H29V192L30 190L28 189L29 187H26L24 186L25 184L24 183H20V182H17L15 183L14 185L11 184V182L13 181L12 178H8V177H12L13 175H16L22 171H19L17 170V167L15 168L14 167V164H13V161H19L21 160V154L23 155ZM175 153V152H174ZM194 153V151H193ZM259 153V152H258ZM172 154V152H171ZM177 154V153H176ZM182 155V154H181ZM185 155V154H184ZM256 155V154H255ZM263 156V154H262ZM122 157V156H121ZM183 157V155H182ZM188 157V155H187ZM123 158V157H122ZM170 158V157H169ZM23 159V158H22ZM121 159V158H120ZM244 159V161H245ZM152 162V164H153ZM92 163V162H91ZM8 164V163H7ZM82 165L85 166L86 168V173H89V175H94L93 178L91 177H86L88 180V184H81L79 183L78 188L77 189V193L74 192V189L77 188V186L74 188L75 184H76V181H81L80 180V177L79 175L82 174V173H79L78 172H75V168L74 167V163H70V165H65L64 168L62 166H60L62 169L65 170L66 175L64 177H61L62 179V183L60 186L61 188V193H62V198L65 199V197L68 199H71V197L73 198H76L78 199V201H90V202H94L96 201L98 204H99V207H102V209H98L100 212H96L94 209L92 210L91 208L89 207H83L81 209H78V211L76 212V218H80L82 220H84L87 224V226H90L94 223H96L98 221V219L100 218V216L102 215H99L101 212L104 213L103 216H106V215H126L128 214L129 211H133L131 210V207L133 206H136V207H139L142 212L144 213H150L152 212L151 208H148L147 206H142V200H141V205L140 203H136V200H135V196H131L130 194V191L128 192L125 188H123V185H121V181H118V177L116 179H112L113 175L112 176H108L109 173L106 171V174L104 172H102L103 170H98L96 169V166L95 168L91 165L87 166L86 164H84V162H81ZM95 164V163H94ZM93 164V165H94ZM153 164V165H154ZM52 165V164H51ZM59 165V164H58ZM60 165H62V163H60ZM210 165V164H209ZM210 165V166H211ZM244 165V166H243ZM73 166V167H71ZM210 166L208 167V169L206 170H209ZM212 166V167H214ZM250 166V167H249ZM48 167L47 165L43 166L42 167V172L44 173H47L49 175V172L51 173V170L52 169H49L48 170ZM158 167V166H157ZM52 168V167H50ZM55 168V166L53 167ZM56 168H59V166H57ZM101 168V167H99ZM162 168V167H161ZM168 168V167H167ZM60 169V168H59ZM214 169V168H212ZM82 169H80L81 171ZM211 170V169H210ZM209 170V171H210ZM79 171V172H80ZM101 171V172H100ZM105 171V169H104ZM183 171V173L185 172V174L189 173L190 174V177L192 178V181L187 175L186 176H183L184 174L181 173ZM192 171V172H191ZM208 171V172H209ZM25 172V171H23ZM53 172V171H52ZM211 172V171H210ZM84 173V172H83ZM85 173V174H86ZM98 177H97V174ZM166 173V172H165ZM172 173V172H171ZM191 173H192V176H191ZM205 173V172H204ZM225 173V172H224ZM53 174V173H52ZM55 174V173H54ZM182 174V175H181ZM207 174V171L205 173L204 176H207L205 177V180L206 178H208V174ZM220 174V173H219ZM96 175V176H95ZM104 175V176H102ZM164 175V174H163ZM170 175V174H169ZM176 175H179L177 177H180V175L182 177H180V179H183L180 180L179 178L177 179ZM221 175V174H220ZM3 178H2V177ZM87 176V175H86ZM168 176V175H166ZM14 177V176H13ZM111 177V178H110ZM115 177V176H114ZM170 177H175V179L173 180V178L170 179ZM185 177H188L185 178ZM201 178L202 180L204 178ZM57 177L55 175H52L51 177H49V181L51 182H55ZM82 178V177H81ZM196 178V179H197ZM210 178V177H209ZM209 178L207 179L209 181ZM220 178V177H219ZM168 179V180H167ZM234 179V181H233ZM155 180V179H153ZM205 180L204 183H205ZM211 180V179H210ZM222 180V179H221ZM59 181V180H58ZM57 181V182H58ZM156 181V180H155ZM174 181V183H173ZM197 181V180H196ZM61 182V181H60ZM58 182V184L60 183ZM92 185L93 183L95 184H99V186L101 185V187H103V190L104 192H106L107 189L109 188H112L114 189L115 191L113 192L114 194H110L109 192H106L105 193V198H102L100 199L99 197H97L98 193L96 194V190H94V187L92 185H90L91 183ZM158 183V181H156ZM200 182V180L198 181ZM202 182V181H201ZM212 181H209L210 184ZM222 182V181H221ZM49 183V182H48ZM56 183V182H55ZM172 183V184H171ZM175 183L177 184V186H180L182 187V191L184 192V196L182 194H179V193H182L179 192V189L177 190L176 187L175 189L178 191V193L176 192V190L173 192L174 189H172V194H176L178 196V200H179V204L178 205H174V204H170V203H165L164 202V198L162 197L163 194H167V192L164 190L167 188L168 185H173L175 186ZM225 183V182H224ZM228 183V182H227ZM50 184V183H49ZM57 184V185H58ZM180 184V185H178ZM197 184V185H196ZM202 184L203 186L205 184L203 183H200ZM233 184L231 186H233ZM52 185V184H51ZM50 185V186H51ZM55 185V184H54ZM111 185L114 186L111 187ZM228 185V184H227ZM230 185V184H229ZM228 185V186H229ZM255 185V186H254ZM173 186H169V188H173ZM199 186V185H198ZM166 187V188H164ZM200 187V186H199ZM208 186L205 185V188H207ZM59 188V189H60ZM155 188V187H154ZM158 188V189H159ZM168 188V189H169ZM178 188V187H177ZM201 188V187H200ZM204 188V189H205ZM258 188V187H257ZM262 188V187H261ZM53 189V188H52ZM55 189H58V188H55ZM157 189V188H156ZM167 191H170V189ZM220 189V188H219ZM223 189V187H222ZM225 188L223 189V191L226 190ZM189 190L191 191L189 193ZM54 191V189H53ZM56 191V190H55ZM54 191V193L56 194V192ZM185 191L189 193V195H187V197L185 196ZM151 192V191H150ZM166 192V193H164ZM220 192V191H218ZM226 192V191H225ZM59 193V192H58ZM56 194V195H59V194ZM196 193V194H195ZM52 194V193H51ZM134 194V193H133ZM258 194V195H257ZM47 195V194H46ZM55 195V196H56ZM97 195V196H96ZM174 195V196H176ZM54 196V194L52 195ZM97 198H96V197ZM169 196V194H168ZM219 196V195H218ZM260 196V197H259ZM26 197V198H25ZM135 197V198H133ZM166 197V196H165ZM186 197V198H185ZM197 197V196H196ZM215 197H213L214 201H215ZM59 198V197H58ZM138 198L137 197V201H138ZM199 198V196H198ZM61 200V198H59ZM66 199V200H67ZM211 199V198H210ZM222 199V198H221ZM220 199V201H221ZM27 200V201H28ZM52 200V199H51ZM55 200H58L56 199L55 197ZM63 200V199H62ZM72 200V199H71ZM166 200V199H165ZM219 200V199H218ZM224 200V199H223ZM208 201L205 200V202ZM219 201V202H220ZM264 201V199H263ZM68 202V201H67ZM213 202V201H212ZM216 202V201H215ZM222 202V201H221ZM224 202V201H223ZM262 202V203H261ZM177 203V202H176ZM207 203V202H206ZM208 203L211 204V200L208 201ZM218 203V202H217ZM217 203H216V208H217ZM214 206H215V203L213 202ZM219 204V203H218ZM59 205V204H58ZM77 205V204H76ZM221 205V203H220ZM152 206V207H153ZM264 206V205H263ZM58 207V206H57ZM60 207V206H59ZM58 207V208H59ZM73 207V206H72ZM77 207V206H76ZM209 207V206H208ZM57 208V209H58ZM62 208V207H61ZM135 208V207H134ZM189 208L188 211H190V208L191 209H194L193 211L195 212V214L193 215L194 218L190 217L189 214H185V209ZM219 208V207H218ZM217 208V209H218ZM221 208V207H220ZM263 208V207H262ZM261 208V209H262ZM60 209V208H59ZM58 209V210H59ZM153 209V208H152ZM185 211H184V210ZM215 208H213L214 210ZM254 209V210H253ZM264 209V208H263ZM70 210V209H69ZM74 210H75V207H74ZM135 210V209H134ZM168 210V212H169ZM62 211V210H61ZM137 211V210H136ZM167 211V210H166ZM192 211V212H193ZM215 211H219V210H215ZM221 211V212H222ZM262 211V210H261ZM47 212V214H46ZM66 212V211H65ZM71 212V211H70ZM155 213V211H153ZM152 212V213H153ZM176 212V214L174 213ZM188 212V213H189ZM212 212V211H211ZM210 212V214H211ZM220 212V211H219ZM130 213V212H129ZM148 213V214H149ZM223 213V212H222ZM264 213V212H263ZM61 214V213H60ZM161 214V213H160ZM163 214V213H162ZM161 214V215H162ZM209 214V216H211ZM213 214V213H212ZM221 214V213H220ZM166 216H168L171 220V215L170 214H165ZM219 215V214H218ZM224 215V213L222 214ZM163 216V215H162ZM239 216V217H238ZM256 216V215H255ZM264 216V215H263ZM102 217V216H101ZM141 217V216H140ZM161 217V216H160ZM216 217H218L216 215ZM225 217V216H224ZM247 217H250V216H247ZM253 217V216H252ZM251 217V218H252ZM103 218V217H102ZM113 218V217H112ZM166 218V217H162V219H160L161 221ZM173 218V217H172ZM177 219L179 217H176ZM220 218V217H219ZM215 219L216 221L214 222H217L219 221V223H215L214 225L216 224H221L222 223V220L220 221V219ZM242 218H244V216H242ZM167 219V218H166ZM164 219V220H166ZM175 219V220H177ZM185 219V218H184ZM212 219V217H211ZM214 219V218H213ZM212 219V221H213ZM223 219V218H221ZM225 219L228 220L227 217H225ZM229 219V220H230ZM250 219V218H249ZM159 218H157V222H158ZM182 220V221H181ZM244 220V219H243ZM251 220V219H250ZM254 220V223H255V218L253 219ZM103 221V220H102ZM143 221V220H142ZM145 221V220H144ZM172 221V220H171ZM169 223V220L166 221V223L168 222V224H171L172 223H175L174 222H171ZM181 221V222H180ZM180 221L178 219V222L181 223V226L178 225V222L177 223V226H180L178 229V234H180L181 236L183 235V233L181 232L182 230H184L185 226L187 227V225H185L183 223V218L181 219L180 218ZM186 221V220H185ZM186 221V222H187ZM225 221V220H224ZM231 221V220H230ZM163 222V221H162ZM158 223L156 224L157 226H160L161 223ZM165 222V221H164ZM185 222V223H186ZM199 222V221H198ZM221 222V223H220ZM257 222V221H256ZM261 222V221H259ZM264 223V221H262ZM175 223V224H176ZM225 223V222H223ZM232 224V222H230ZM228 222L227 225L230 224ZM147 224V223H146ZM165 224V223H164ZM184 224V225H183ZM187 224V223H186ZM250 224V227H251V223ZM74 225V224H73ZM163 225V224H162ZM175 228L176 225L172 224ZM189 225V224H188ZM194 225V224H192ZM212 225L211 223V226H214ZM223 225V224H222ZM257 225V224H256ZM120 225L117 226V228L119 227ZM122 226V225H121ZM150 226V225H148ZM153 226V225H151ZM167 226V224H166ZM162 226L160 227L162 231H160V233L163 232L164 233H168L169 234V237L170 234L169 232V229L171 227L168 228V226ZM210 226V225H209ZM219 226V225H218ZM224 226V225H223ZM230 226V225H229ZM246 226V225H245ZM258 226H262L261 223L260 225ZM86 227V226H85ZM215 227V226H214ZM234 227V226H233ZM239 227H242L243 229V226H240L239 224ZM80 228V227H79ZM93 230L94 228L91 227ZM113 228V227H112ZM121 228V227H120ZM157 228V227H156ZM155 228V229H156ZM212 228V227H211ZM210 228V229H211ZM232 228V227H231ZM65 230L66 233H67V236L71 238V244L69 246H66L64 249H62V245L57 241V239L55 238V231L56 230ZM149 229V228H148ZM159 229V228H158ZM214 229V228H212ZM216 229H217V226H216ZM219 229V228H218ZM233 229V228H232ZM260 230V228H258ZM115 230V229H114ZM112 230V231H114ZM120 229L118 228V232ZM122 230V228H121ZM150 230V229H149ZM172 230V229H171ZM188 230V229H187ZM222 230V228H221ZM239 230V229H238ZM247 230V229H246ZM257 230V232L259 231ZM263 234H264V231H263V228L261 229ZM260 230V231H261ZM124 231V230H123ZM196 233H195V232ZM214 231V230H213ZM237 231V230H236ZM242 231V230H241ZM248 231V230H247ZM251 231V229H250ZM249 231V233L251 234V232ZM96 232V230H95ZM136 232V231H135ZM173 234L172 235H175L174 234V230H172ZM186 232V231H185ZM98 233V231H97ZM182 233V234H181ZM242 233V232H241ZM244 233H246L244 231ZM256 233V232H255ZM95 235V233H93ZM100 234V233H99ZM152 234V233H151ZM155 235V233H153ZM167 234V235H168ZM218 234V233H217ZM227 234V233H226ZM248 235V232L246 233ZM257 234V233H256ZM159 235V233H158ZM165 235V234H164ZM179 235V237H180ZM244 235V234H243ZM246 235V236H247ZM253 235H255L254 233H252V237H254ZM97 236V235H95ZM162 235H160L161 237ZM216 236V235H215ZM258 235H256L257 237ZM165 237H168L165 235ZM168 237V239H170ZM187 237V236H186ZM187 237V238H189ZM230 237V236H229ZM256 237H255V240H256ZM260 237V236H259ZM258 237V238H259ZM261 237H264V235H261ZM64 238V237H63ZM182 237H180L181 239ZM210 238V237H209ZM212 238V237H211ZM165 239V238H164ZM194 239V238H192ZM208 240V237L206 238ZM183 240V239H181ZM216 240V239H215ZM242 240V239H241ZM263 240V238H262ZM165 241V240H164ZM167 241V240H166ZM169 241V240H168ZM188 241H192V240H188ZM220 241V240H219ZM264 241V240H263ZM172 242V241H171ZM176 242V240H175ZM54 243V244H53ZM169 243V242H168ZM259 244V242H256V244ZM262 243V242H261ZM28 244V245H27ZM220 244V243H219ZM52 245H55L54 248H55V251L54 252H51V247ZM169 246V244H167ZM173 245V244H171ZM175 243H174V247H175ZM261 245V244H260ZM191 246L189 245L187 248H186V251L185 253L188 251L187 249H189ZM194 247V248H193ZM225 247V246H224ZM243 247V246H242ZM256 247H261V246H257ZM255 247V248H256ZM263 247V246H262ZM178 248V247H177ZM91 249V248H90ZM89 249V250H90ZM172 249V248H171ZM261 249V248H260ZM264 249V247L262 248ZM93 249H91L92 251ZM190 250V249H189ZM230 250V249H229ZM251 250V248H250ZM226 251V250H225ZM97 252V251H95ZM184 252V251H182ZM181 252V253H182ZM232 252V251H231ZM249 252V251H248ZM255 252V251H254ZM260 253V252H259ZM264 252L261 253V255L263 254ZM96 254V253H95ZM228 254V253H227ZM231 254V253H230ZM250 254V253H249ZM253 254V253H252ZM251 255V254H250ZM264 255V254H263ZM229 256H232V255H229ZM228 256V257H229ZM198 257V258H199ZM240 257V256H239ZM231 258V257H230ZM234 258V257H233ZM243 258V257H242ZM245 258V257H244ZM237 259L239 261H243V259H240L237 257ZM247 259V258H246ZM254 259V258H253ZM257 259V258H256ZM254 259V260H256ZM229 260V259H228ZM261 260V259H260ZM24 261V260H23ZM246 261V260H245ZM258 261V259H257ZM195 262V261H194ZM197 262V261H196ZM234 262V261H233ZM252 262V261H250ZM241 263V262H240ZM0 264H8L7 262V259L3 258L2 256H0ZM197 264V263H195ZM237 264V262H236ZM247 264V263H246ZM252 264V263H251ZM256 264V263H255ZM259 264V263H258Z\"/></svg>",
	"mask_w": 264,
	"mask_h": 264
}]
</instances>
